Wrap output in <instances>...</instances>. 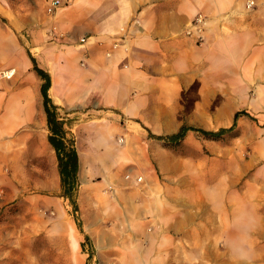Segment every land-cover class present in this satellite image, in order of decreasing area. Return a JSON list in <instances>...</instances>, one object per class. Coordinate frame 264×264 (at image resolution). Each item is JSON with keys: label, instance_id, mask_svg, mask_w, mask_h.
<instances>
[{"label": "crops", "instance_id": "crops-1", "mask_svg": "<svg viewBox=\"0 0 264 264\" xmlns=\"http://www.w3.org/2000/svg\"><path fill=\"white\" fill-rule=\"evenodd\" d=\"M51 1L14 9L0 0V70H16L0 79V158L9 139L48 130L31 53L52 77L50 97L79 153L81 219L67 235L76 264H264V0H59L41 18ZM198 15L202 40L186 35ZM195 83L197 109L223 94L230 127L238 112L253 118L237 120L251 165L233 186L190 183L182 161L150 137L180 130L183 93Z\"/></svg>", "mask_w": 264, "mask_h": 264}, {"label": "rangeland", "instance_id": "rangeland-1", "mask_svg": "<svg viewBox=\"0 0 264 264\" xmlns=\"http://www.w3.org/2000/svg\"><path fill=\"white\" fill-rule=\"evenodd\" d=\"M7 1L14 9L30 3V0ZM46 6L48 7L47 3H44L39 7L38 14L41 18L47 17ZM39 51L37 48L33 52ZM199 87L200 84L195 83L189 91L183 93L184 107L178 116L179 120L183 125L208 128L210 131L230 128L229 111L223 107V94H217L207 109L196 108L201 98ZM60 116L67 118L65 114L60 113ZM64 120L69 131L71 124ZM251 124L246 126L249 131ZM233 134L212 141L196 132H190L183 142L176 144L154 139L153 137L158 135L152 133L150 137L161 149L182 161L183 172L189 177L190 183L210 181L216 186L229 187L235 184L237 171L241 172L243 166L251 165L252 141L237 142L235 133ZM48 135V130L34 136L25 133L22 140L16 138V143L9 139L6 149L1 150L0 264L77 262L78 256L74 251L75 238L71 236L68 243L67 235L72 231L69 222L76 218L81 219V196L77 191V215L71 200L64 195L56 153L53 147H46ZM121 138L119 139L122 140ZM95 196L94 189L87 196L86 208L89 211L95 207L92 200ZM77 224L80 231L85 230L83 221ZM92 241L86 239L83 244L90 259L95 255L92 251ZM107 254L109 257L113 255L111 251Z\"/></svg>", "mask_w": 264, "mask_h": 264}, {"label": "trees", "instance_id": "trees-1", "mask_svg": "<svg viewBox=\"0 0 264 264\" xmlns=\"http://www.w3.org/2000/svg\"><path fill=\"white\" fill-rule=\"evenodd\" d=\"M33 63V70L37 73L42 81L41 95L43 98V106L47 115V127L49 131L48 142L53 147L57 159L61 176L62 189L64 195L71 200L75 213L79 212V206L75 197L79 189V171H80V158L76 146V140L72 136L71 131L67 130L66 121L61 118L58 107L54 104L50 97L49 91L52 86V77L49 72L42 69L37 63L36 59L29 53ZM241 115H247L252 120L253 118L246 112H238L234 118V124L230 128H222L218 131H206L202 128L191 127L184 124L180 130L168 136H154L162 142L176 144L183 142L190 132H196L204 138L212 141L223 139L225 135H234L236 137L237 120ZM235 131V132H234Z\"/></svg>", "mask_w": 264, "mask_h": 264}, {"label": "built area", "instance_id": "built-area-1", "mask_svg": "<svg viewBox=\"0 0 264 264\" xmlns=\"http://www.w3.org/2000/svg\"><path fill=\"white\" fill-rule=\"evenodd\" d=\"M255 4L254 1H249L248 2V8L253 7ZM61 6V2L59 0H53L48 4V8H47V13L49 15H52L55 13V11L57 9H59ZM206 17L203 15H198L196 17V19L194 20V22L192 23L191 27L186 31V35L189 37H193V36H198V38L200 40H202V32H203V27L206 24ZM87 41V38H81L80 42L81 44H85ZM115 47H117V44L115 45ZM16 74V70L15 69H8V70H0V79H5V80H9L12 79ZM126 178L128 180H131V175L128 174L126 176ZM143 178L142 177H138L137 178V182H142Z\"/></svg>", "mask_w": 264, "mask_h": 264}]
</instances>
